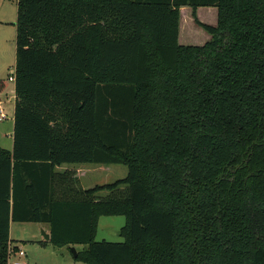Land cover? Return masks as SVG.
<instances>
[{"label":"trees","instance_id":"1","mask_svg":"<svg viewBox=\"0 0 264 264\" xmlns=\"http://www.w3.org/2000/svg\"><path fill=\"white\" fill-rule=\"evenodd\" d=\"M181 6L202 46L178 44ZM15 27L0 264L10 217L49 224L43 243L83 246V264H264V0H16ZM23 164L127 175L42 204ZM102 216L125 217L122 242L95 240Z\"/></svg>","mask_w":264,"mask_h":264},{"label":"rangeland","instance_id":"2","mask_svg":"<svg viewBox=\"0 0 264 264\" xmlns=\"http://www.w3.org/2000/svg\"><path fill=\"white\" fill-rule=\"evenodd\" d=\"M210 8L199 7L197 17L206 25L215 23L216 16L211 14ZM190 10V9H188ZM200 10V11H199ZM16 0H0V81H3L8 91L6 95L3 94L1 100L3 101L2 110L7 115V120L2 122V127L7 135L12 133L11 116L13 112L14 99L10 94L9 89H12V82L8 81L9 76L14 75L15 66V40H16ZM190 26L194 27L187 33V29ZM205 31L194 24L190 13L187 10L181 12V18L179 23V37L189 35L194 42H189L185 45L200 46L203 41L202 36ZM179 43V42H178ZM1 94V93H0ZM6 101V103L4 102ZM84 167L90 169L87 175L86 182L90 183V186H103L111 184L117 180L123 179L127 175V168L123 165H93L86 164ZM101 198H108L110 193L107 190H103L98 194ZM125 224L124 216H102L98 220L97 233L95 240L97 242H122V238L119 236L120 229ZM27 225V224H25ZM36 227V226H35ZM25 231V230H24ZM20 224H15L13 231V239H19ZM40 233V232H39ZM28 235H22L21 238ZM24 240V239H22ZM40 242H43L42 237H38V240L34 243L25 242L20 243V250L23 255H19L15 252V257L24 261L25 264H83L75 260L71 251L66 247L57 248L47 243L46 248L40 247ZM28 249L33 251L32 256L29 255ZM80 250L84 249L83 246L79 247ZM32 257V258H31Z\"/></svg>","mask_w":264,"mask_h":264},{"label":"crops","instance_id":"3","mask_svg":"<svg viewBox=\"0 0 264 264\" xmlns=\"http://www.w3.org/2000/svg\"><path fill=\"white\" fill-rule=\"evenodd\" d=\"M206 8H210L209 10L211 11V14L216 16L215 23L210 25V26H215L216 21H217V9L214 7H206ZM188 9H190V10H188ZM198 9L199 8H197L194 11L195 16L200 23L205 24V23L201 22L199 20V17H197V15H196L198 12ZM183 10H187L192 17L193 10L189 6H181L179 8V23H180V18H181V12ZM192 20H193V17H192ZM193 22H194V20H193ZM179 23H178V37H177V42H179L178 44L181 46H193V45H185L189 42H194L191 38L188 37L189 35H186V37H184V36L179 37ZM192 28H194V27L190 26V28L187 29V33H189L190 32L189 30H192ZM201 38H202L201 41H203V42L200 46H202L204 43H206L210 39V35L208 33H206ZM7 92L8 91L0 94V104H1L0 107H1V109H2V105H3V101L1 100V97L3 96V94L6 95ZM9 92H10V94H12V99H14V101H15L14 83L12 84V89H9ZM4 102L6 103V101H4ZM2 112L4 113L3 110H2ZM13 114H14V107H13L12 116L10 117L11 118V125H12V132H13ZM4 115H5V113H4ZM5 120H7V115H5V118H3L0 121V149L5 151V152L12 153V150H13L12 133L10 132V134L7 135V133L4 132L3 127L1 125L2 122H4ZM5 164L6 163L3 161L2 157H0V232H3V230H4V226H5L4 219L6 217V212L9 211L10 216H11V213L13 211V199H12V189H11L12 180H11V183L9 186V196H8V198H5L6 193H7V186H6L7 168H6ZM10 164L12 165V161ZM84 165H86V164H60L58 166H55L52 171H50V170L48 171V169H45L44 166H40V165H38V166L41 169H38V171H35L33 169L35 167L27 166V164H23V167L24 168H30L29 173L32 175V179H35V181L37 183L36 184V193H37V195L40 196L41 203L44 204V201H46V199L48 198V195H50V194H52V199L54 202L55 201L61 202L64 194L69 195L71 193L72 195H75V194H80V191H85V190L91 189L92 186H90V183L86 182V179H87L86 177H87L88 173L90 172V169L84 167ZM10 172H11L10 176L12 178V166H11ZM20 174H24V172H21ZM35 174H36V176H35ZM63 176H65V179H66L65 182H63ZM70 179L72 181V184L68 188V182ZM99 193L96 194L97 198L100 197L98 195ZM28 209H30L28 204H24L23 207L18 208V210H28ZM38 209L43 210V211L48 210L47 208H43V207L38 208ZM17 223L20 224V233L19 234L21 236L27 234L28 237L25 236L27 238H21V236H20L19 239H16V240L13 239V231L15 228V224H17ZM25 224H27V225H25ZM97 225H98V223H97ZM41 232H44V233L49 235V224H47V223L14 222L12 220V218L10 217L9 222H8V241L6 244L7 250L11 252L9 257H8V261H12L13 259L16 258L14 253L20 249V247H21L20 243L24 244L25 242H27V243L32 244V243L36 242L38 240V237L39 236L41 237ZM22 239H24V240H22ZM43 242H44V240H43ZM43 242H40V247L46 248L47 245ZM79 247L80 246L77 245V246H74L73 248L76 251H81L79 249ZM66 248H68V247H66ZM28 252H29V255L32 256L33 251L28 249Z\"/></svg>","mask_w":264,"mask_h":264},{"label":"built area","instance_id":"4","mask_svg":"<svg viewBox=\"0 0 264 264\" xmlns=\"http://www.w3.org/2000/svg\"><path fill=\"white\" fill-rule=\"evenodd\" d=\"M8 81L9 82H14V77L13 76H9L8 77ZM1 105V104H0ZM3 118H5V115H4V113L2 112V109H1V107H0V121L3 119ZM17 252H18V254L19 255H23V252L19 249V250H17ZM10 251H8V257H9V255H10ZM7 264H25L24 263V261L23 260H21V259H19V258H15V259H13L12 261H8V259H7Z\"/></svg>","mask_w":264,"mask_h":264},{"label":"water","instance_id":"5","mask_svg":"<svg viewBox=\"0 0 264 264\" xmlns=\"http://www.w3.org/2000/svg\"><path fill=\"white\" fill-rule=\"evenodd\" d=\"M41 237L43 238L44 241L49 240V235L44 232H41ZM69 250L71 251L73 258H76L77 257L76 250L73 247H70Z\"/></svg>","mask_w":264,"mask_h":264}]
</instances>
